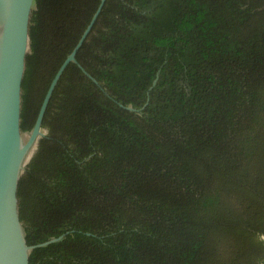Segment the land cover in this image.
<instances>
[{"label": "trees", "instance_id": "1", "mask_svg": "<svg viewBox=\"0 0 264 264\" xmlns=\"http://www.w3.org/2000/svg\"><path fill=\"white\" fill-rule=\"evenodd\" d=\"M99 2L33 0L21 130ZM75 57L18 179L27 243L61 235L29 264H264V0H105Z\"/></svg>", "mask_w": 264, "mask_h": 264}, {"label": "water", "instance_id": "2", "mask_svg": "<svg viewBox=\"0 0 264 264\" xmlns=\"http://www.w3.org/2000/svg\"><path fill=\"white\" fill-rule=\"evenodd\" d=\"M104 2L100 0L76 45L55 72L30 134L23 141L20 127L21 82L29 48V19L33 0H0V264H29L30 249L61 236L36 244L27 243L17 206L18 179L31 157L37 138L44 135L41 122L53 89L67 64L77 62L76 51ZM78 65L85 71L80 63Z\"/></svg>", "mask_w": 264, "mask_h": 264}, {"label": "rangeland", "instance_id": "3", "mask_svg": "<svg viewBox=\"0 0 264 264\" xmlns=\"http://www.w3.org/2000/svg\"><path fill=\"white\" fill-rule=\"evenodd\" d=\"M28 51V50H27ZM43 132H45L43 129H41ZM29 134H30V130H22V132H21V136H22V140L23 141H26L27 140V138H28V136H29ZM43 136V135H42ZM35 148H36V143H35V145H34V147H33V149H32V153H31V155L33 154V152H34V150H35ZM29 161V160H28ZM26 165V164H25ZM23 171V170H22Z\"/></svg>", "mask_w": 264, "mask_h": 264}]
</instances>
